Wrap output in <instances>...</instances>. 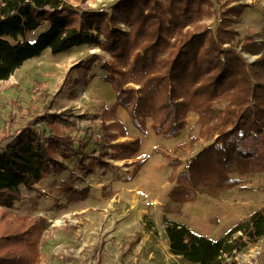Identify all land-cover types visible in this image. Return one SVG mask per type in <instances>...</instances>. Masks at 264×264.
I'll use <instances>...</instances> for the list:
<instances>
[{
	"label": "trees",
	"instance_id": "1",
	"mask_svg": "<svg viewBox=\"0 0 264 264\" xmlns=\"http://www.w3.org/2000/svg\"><path fill=\"white\" fill-rule=\"evenodd\" d=\"M230 2L235 4L227 8ZM205 5L220 10L214 29L198 27ZM247 6L240 0H129L112 6L109 13L78 14L79 9L63 0H0V81L45 50L57 55L94 40L109 56L100 70L116 92L115 106L126 111L140 135L150 130L176 139L185 131L188 114L197 116L196 139L208 144L172 178L170 202L180 205L202 194L216 198L238 187L239 178L264 172V40L259 45L247 40L240 46L233 29ZM120 23L129 25L130 34L119 29ZM101 35L104 42L98 41ZM242 54L259 59L247 62ZM37 96L43 113L26 121L0 148V208L21 202L22 189L35 190L49 174L67 171L64 162L74 159L82 170L90 169L87 149L93 147L79 139L89 133L59 131L51 116L44 123L47 131L38 127L53 97L46 101L45 90ZM113 126L125 134L119 121L102 125L103 142L97 143L101 152L92 157L94 163L105 165L104 158L130 160L140 151V136L114 142L118 133ZM140 168L136 165L133 172ZM3 215L0 211V218ZM4 219L8 226L0 227V264H33L8 249L22 244L36 249L37 233L46 223ZM163 226L169 252L181 264H235L237 255L264 238V208L215 240L176 221L165 220ZM103 248L102 242L98 252ZM99 257L95 264H101Z\"/></svg>",
	"mask_w": 264,
	"mask_h": 264
},
{
	"label": "rangeland",
	"instance_id": "2",
	"mask_svg": "<svg viewBox=\"0 0 264 264\" xmlns=\"http://www.w3.org/2000/svg\"><path fill=\"white\" fill-rule=\"evenodd\" d=\"M63 1L79 9V14L95 10L109 13L112 6L129 0ZM240 2L248 6L233 25L236 40L240 46L247 40L259 45L264 40V0ZM234 4L230 2L227 8ZM218 12V7L203 6L197 22L199 29H214ZM118 26L130 34L128 24ZM44 29L45 26L41 27L29 40L34 41ZM98 41L104 42L102 35ZM242 55L247 62L259 59L258 55ZM108 60L109 56L92 40L57 55L45 50L39 57L26 61L7 80L0 81V148L19 133L26 121L43 113L44 104L37 96L41 90L49 95L46 101L53 97V102L36 125L47 131L44 123L51 116L59 131L89 133L79 139L93 147L87 149L89 172L79 168L74 159L64 162L67 171L49 174L35 190L22 189L21 202L0 208L5 214L0 218V227L8 226L6 217L25 221L43 219L46 223L37 233V248L29 249L23 244L10 247L8 252L14 257L33 264H95L99 255L101 264H181L169 252L164 235L165 220L185 224L215 240L237 221L264 208V172L239 178L238 187L223 191L216 198L202 194L194 201L172 204L168 197L172 178L208 144L196 139L197 116L188 114L185 131L178 141L156 136L150 130L140 135L126 111L115 106L116 92L103 78L107 73L100 66ZM115 121L126 132L113 126L111 130L118 133L114 142L140 136V151L130 160L104 158L105 165L94 163L92 157L101 152L97 143L103 142L101 126ZM92 132L94 135L90 138ZM175 158L180 164H176ZM136 165L141 168L134 173ZM102 242L104 248L99 253ZM234 261L235 264H264V238L237 255Z\"/></svg>",
	"mask_w": 264,
	"mask_h": 264
},
{
	"label": "crops",
	"instance_id": "3",
	"mask_svg": "<svg viewBox=\"0 0 264 264\" xmlns=\"http://www.w3.org/2000/svg\"><path fill=\"white\" fill-rule=\"evenodd\" d=\"M174 140L178 141L179 139L176 138V139H174ZM144 156H145V155H144ZM140 158H141V157H140ZM108 161H111V160H108Z\"/></svg>",
	"mask_w": 264,
	"mask_h": 264
}]
</instances>
